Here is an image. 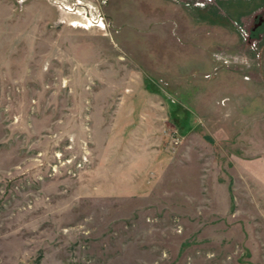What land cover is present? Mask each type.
<instances>
[{
	"label": "rangeland",
	"instance_id": "1",
	"mask_svg": "<svg viewBox=\"0 0 264 264\" xmlns=\"http://www.w3.org/2000/svg\"><path fill=\"white\" fill-rule=\"evenodd\" d=\"M262 64L260 0H0V264H264Z\"/></svg>",
	"mask_w": 264,
	"mask_h": 264
},
{
	"label": "crops",
	"instance_id": "2",
	"mask_svg": "<svg viewBox=\"0 0 264 264\" xmlns=\"http://www.w3.org/2000/svg\"><path fill=\"white\" fill-rule=\"evenodd\" d=\"M260 1H264V0H260ZM262 65H264V64H262ZM147 94H148V92L145 91V93H141V97L143 95L146 96ZM133 95L134 94H130L129 93V95L128 94H123L120 97L122 99V102L120 104L121 106H119L118 109L115 112V113L118 114V116L125 114V110L127 109L126 108L127 100L133 98L134 97ZM249 97L251 99H255L256 98L254 96L253 97L249 96ZM145 109L146 108L143 107L141 113L139 114V116H140L139 117L140 118L139 119V122H141V123H144L143 121H147L146 115L149 114L148 113V110L150 111V114H152V113L153 114L154 113L157 114V111L155 109H151V108L150 109H147V110H145ZM258 110H259L258 107H256V106L255 107H252V111H250V113H252V115L253 114H257V113L259 114ZM120 153H122V152L117 151L115 153V155H118V154L121 155ZM109 154H112V151H109ZM136 155H137V160L135 162H133L132 167H133V170H137L138 171L137 168H142L141 167L142 164H141V161H140L141 158L139 157L140 154L139 153H136ZM143 157H145V161H144V164L145 165H144V167H143L142 170L145 171V174H144L145 176H143V177H141L139 175L138 176H132V179H133L132 183H130L128 185H126V184L125 185H122V187L125 189V191H130V190L138 191L140 189L142 190L143 189V186H142L143 179L146 178V180L149 182V179L150 178L147 175H149V173H151V176L154 175V170L157 167V162H158L157 155L155 153H151L149 151V152H146V156H143ZM114 158H116V156ZM260 162H263L264 163V160L262 161L261 159H251V160H248V161H245V162L243 161V163H246L248 165V166H244L243 167V170L245 171V174L248 176V178L252 179V181H254V182H256V180H257V182H259V179L257 178V176H259V175L264 176V164H260ZM260 169H262V170H260ZM133 172H136V171H133ZM261 172H263V174ZM141 175H143V174L141 173ZM106 177L108 179H111V178H114V177H117V176L116 175L115 176L107 175ZM140 182H141V185L139 184ZM118 188H119V186H117V187L113 186V189H115V190L118 189Z\"/></svg>",
	"mask_w": 264,
	"mask_h": 264
},
{
	"label": "trees",
	"instance_id": "3",
	"mask_svg": "<svg viewBox=\"0 0 264 264\" xmlns=\"http://www.w3.org/2000/svg\"><path fill=\"white\" fill-rule=\"evenodd\" d=\"M171 120H174V118L172 117ZM175 120H177V119H175ZM177 122H178V121H177Z\"/></svg>",
	"mask_w": 264,
	"mask_h": 264
}]
</instances>
